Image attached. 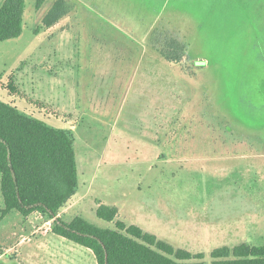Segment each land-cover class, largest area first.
Segmentation results:
<instances>
[{"label":"rangeland","instance_id":"rangeland-1","mask_svg":"<svg viewBox=\"0 0 264 264\" xmlns=\"http://www.w3.org/2000/svg\"><path fill=\"white\" fill-rule=\"evenodd\" d=\"M53 1L25 0L21 34L0 40V100L71 131L64 219L114 228L95 211L115 206L206 263L217 247L264 245V0H68L46 28ZM165 31L186 44L182 62L153 49ZM3 207L0 193V264H96Z\"/></svg>","mask_w":264,"mask_h":264},{"label":"trees","instance_id":"trees-1","mask_svg":"<svg viewBox=\"0 0 264 264\" xmlns=\"http://www.w3.org/2000/svg\"><path fill=\"white\" fill-rule=\"evenodd\" d=\"M45 1L35 0V6L39 8ZM24 8L25 0L2 2L0 40L21 34ZM70 10L68 0H54L40 25L51 27ZM152 47L172 63L182 62L187 53L186 44L169 31L158 33ZM77 183L71 131L49 126L15 105L0 100L3 214L12 209L24 217L40 213L52 220L53 233L88 248L96 264H264V245L247 243L214 248L210 252V262L206 263L203 253L176 248L138 225L126 224L118 219L115 206L101 202H98L96 215L113 222L114 228L98 227L79 215L69 221L64 220L58 214L73 197Z\"/></svg>","mask_w":264,"mask_h":264},{"label":"crops","instance_id":"crops-1","mask_svg":"<svg viewBox=\"0 0 264 264\" xmlns=\"http://www.w3.org/2000/svg\"><path fill=\"white\" fill-rule=\"evenodd\" d=\"M73 198V197H72ZM71 198V200L69 201L68 205L66 207H64L60 213L58 214V216H60L62 219H64V215L65 213L75 205L76 201H74ZM30 216H35L34 219V226L35 229L33 230V234L37 231H39L41 234H46L48 232H52L51 231V219H46L44 216H42L40 213L35 212L30 214L29 216H26L25 218H29ZM65 220V219H64ZM21 239H24V237H22Z\"/></svg>","mask_w":264,"mask_h":264}]
</instances>
